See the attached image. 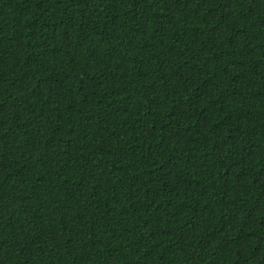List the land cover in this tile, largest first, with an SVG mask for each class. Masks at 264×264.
Segmentation results:
<instances>
[{
  "label": "trees",
  "instance_id": "16d2710c",
  "mask_svg": "<svg viewBox=\"0 0 264 264\" xmlns=\"http://www.w3.org/2000/svg\"><path fill=\"white\" fill-rule=\"evenodd\" d=\"M0 264H264V0H0Z\"/></svg>",
  "mask_w": 264,
  "mask_h": 264
}]
</instances>
